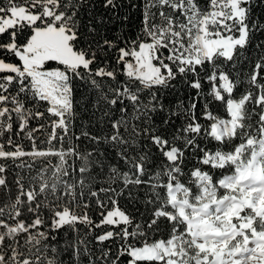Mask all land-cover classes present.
I'll use <instances>...</instances> for the list:
<instances>
[{
	"label": "snow or ice",
	"instance_id": "1",
	"mask_svg": "<svg viewBox=\"0 0 264 264\" xmlns=\"http://www.w3.org/2000/svg\"><path fill=\"white\" fill-rule=\"evenodd\" d=\"M0 264H264V0H0Z\"/></svg>",
	"mask_w": 264,
	"mask_h": 264
},
{
	"label": "trees",
	"instance_id": "2",
	"mask_svg": "<svg viewBox=\"0 0 264 264\" xmlns=\"http://www.w3.org/2000/svg\"><path fill=\"white\" fill-rule=\"evenodd\" d=\"M25 144H26V146H27V142H25ZM10 179H11V177H10Z\"/></svg>",
	"mask_w": 264,
	"mask_h": 264
}]
</instances>
